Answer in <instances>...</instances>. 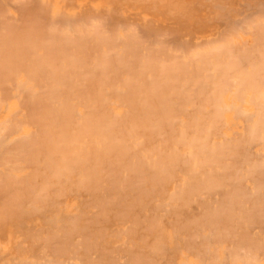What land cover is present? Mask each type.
<instances>
[{"label": "bare ground", "instance_id": "1", "mask_svg": "<svg viewBox=\"0 0 264 264\" xmlns=\"http://www.w3.org/2000/svg\"><path fill=\"white\" fill-rule=\"evenodd\" d=\"M206 1H209V0H206ZM45 2H47V1H45ZM4 3H5V1H4ZM15 3H13V4H15ZM20 3H22V2L20 1ZM25 3L23 2V4H25ZM45 4L46 3H44V5ZM26 5H27V3H26ZM5 6L7 7L6 3H5ZM20 6H22V5H20ZM18 8H20V7H18ZM54 8L57 9L58 7L53 6V8H51V10L54 11ZM225 8H226V6H225ZM22 9H23L24 13L27 11L29 12V8L23 7ZM42 9H38V10H42ZM33 10H37V9L35 8ZM23 11H22V13H23ZM43 11H44V9H43ZM116 11H118V10H116ZM16 12H18V11L16 10ZM5 13H6V11H5ZM19 13H21V12H19ZM35 13H34V15H36ZM0 14H1L0 16H3V13H1V11H0ZM113 14L116 16L115 12H113ZM4 15H6V14H4ZM28 15H30V14H28ZM40 15H42V14H40ZM24 16L25 15L23 14L22 17H24ZM33 17H37V16H33ZM103 17H105V16H103ZM2 18L3 17L0 18V21ZM15 18L17 20H19V18H17V17H15ZM25 18H23V19H25ZM30 18H31V16H30ZM39 18L41 19V17H39ZM101 18H102V16H100V21L103 20V19L101 20ZM5 19L7 20V18H5ZM98 19H99V17L96 18V20H98ZM96 20L93 19L90 21L93 22ZM105 20L107 21V19H105ZM24 21L25 20H23V23H24ZM36 21H37V19H36ZM54 21L58 22V20H56V19ZM54 21H53V25L56 24V26H59V23H57V22L54 23ZM80 21H82L81 23L83 26L86 25V26H84V28H82V25H78V23H80V22L77 23L74 21L71 23L70 21H68L66 23V28H68V29H64L65 26L64 27L62 26L63 28H58L56 26L52 27L51 25H50L51 28H49L48 25L46 26V28L45 27L41 28V26H43V25H41L40 27H37V25L39 24V21H37V24H35L36 22L34 20L33 26L35 25L37 28H35V26H34V28H32V30H31V27H29V23H28V25H27L28 27L20 28L23 31L25 29L27 30V28H29V31L25 30L28 33L24 32V34L23 33H21V34L17 33L18 31L21 32L20 29L17 30V32H16L15 31L16 29L11 27V26H13V23H14L13 20L12 21L10 20V23L7 21V23H9L11 25V26H9V24H8L10 30L6 29L7 31L5 30V28H8V26H6L7 24L6 25L3 24L4 21L1 22L3 26L5 25L4 30H2L3 27L1 28V30H2V32L4 31V33H6V34H3L0 30V104L2 107V104H4L3 102L8 103V101L11 99L10 101H11V104L13 107L17 108L16 106H18V103H19V106L22 107V109L19 107V109L17 108L18 110L14 111L15 113L18 112L19 114L18 113L17 114L20 115V109H21V112L24 114V115L22 114L23 116L21 115L23 117L22 121H20L21 123H18L19 120H21V119L20 118L18 119L17 117H15L13 120L12 119H7V120H9V121L12 120L17 125L19 124L17 127L20 126L19 127L20 128L19 133H21V130H22V134L20 135V138L18 137L19 141H16L18 139L13 140V141L18 142L19 145L18 144L17 145L19 147H22L21 148L22 150H19V151H21V153L22 152H24V153L28 152L30 154L29 157H27L26 155L23 156V153L21 156H23V160L34 163L33 165H35L36 170L35 171L33 170V172L29 171L31 173L28 176H26L27 173H25V176L23 174V177L21 176L22 179L18 178L17 174L8 173L9 171L5 170V172L8 173V174L4 173L5 176L8 175L7 176L8 180H6V181H8L7 182L8 184L6 183V185H9V187L7 186L8 188L6 187V189H9L11 187L14 190H12L10 192L9 196H7V199L4 200L5 202L2 201L4 203L3 204L4 207L2 205L4 215H0V216H2V217H0V219L2 221L6 222V224H7V221H5V220H7V219L8 220H11V219L15 220L14 216H17V217L20 216V214H21L20 211L26 210L27 207L28 208L33 207V211H34V208L36 209V211H38L40 209H41L40 211H43V210H46L48 208H52L53 203H55V201H50L51 199L49 197L58 198V197H62L63 195H65V189L64 188L68 187V185H69L68 184L65 187V184H67V182H70L72 180L71 178H73V177L76 178V180H77L76 181L77 183H75L77 185V188H75L76 191L78 190V186L80 185L79 187L82 188L83 192L85 191L86 194L89 196V198H92V204L98 210V212H96V214H97L96 219H98L96 221L97 224L98 223L102 224L103 222H108L115 215L116 216L118 215L119 218L122 220H132V221L137 222L136 220H138L141 217V215L144 214V212L152 206L154 201L162 203L161 205H158L157 207H164L165 204H167V203L171 206V208L173 206L179 205V206H182L185 208L186 213H189L191 211V205L190 204L194 201V198L196 200L195 196H196V194L198 195V193H197L198 191L201 192V189L205 190V188H207L206 190L209 191L208 188L215 186V185H216V188L219 186H222V187H220L221 189L222 188L224 189L225 188L224 186H226L227 188H226V190L224 189V192H225L224 196L228 199V200L226 199L227 203H225L227 206H224L223 201L221 200L220 202H222L223 206L221 205V207H219V209H216L215 211H211V209H209V207H208L209 205L207 206L206 204H204V201H203V203L198 204V205H200V208H199L200 213L197 216H194L195 214H193V215H191V216H194L192 218L189 216L184 217L183 215L185 214V212L181 216L177 213L174 214L175 216L179 215L180 218H182V217H184V218L180 220L179 217H176L177 220L179 218L180 221L178 220L179 222L177 223V225L174 228H171V229H173L172 233L169 234L168 236L167 235H163V236L158 235L159 238L156 236V238H158V239H155L156 241H155V243H153L154 244L153 248L154 249L156 248V250L158 249V250L162 251L163 246L164 245L166 246V244H165L166 240L169 239L170 237L174 236L175 232L177 234H179V232H180V238H181L182 234H183L182 232H188L192 228L196 229L195 231H198V230L201 231L202 229H200V226H204V224H206V222H208L209 223L208 226L212 225V228H213V225H216V227H215L216 230H215V228L213 230H215L217 232L220 231V230L219 231L217 230L218 228H220L221 226H222V228L224 227L223 229H221L223 232L222 235L217 234L214 236L212 234L213 237L212 236H210V237H212L213 244H215L217 246H221L220 244H223L226 242L225 248H227V249L229 248V249L227 250L224 248L223 250L224 251L227 250L226 256H229L228 258L232 259L234 264H264V259H262V258H264V241H263V244L258 243L257 242V241H259V240H257L258 237L253 235V233L251 234L250 231L248 230L249 228H252V226L254 228V224L256 226V223L260 224V225L263 224L262 218L264 219V161L262 160V158H257L258 161H257V159H254L252 161L250 159V157H248L250 155H248V152H247L246 155H248V156L246 157L245 161L242 157V159H243L242 162L249 167H248V169L245 167L246 169L244 171L247 170V172H245L246 174L245 173L243 174V172L241 170L242 176L240 175V177H237V173L241 174V172H239L241 169V166H242V169H244L245 165H240V167L236 168L238 166L237 162H236L238 159L234 161L235 158L233 159V162H232V160L230 161L232 163H230V162L225 163L226 158H228V157L230 158V156H232L231 153L234 151L233 149H235V147H234L235 145L233 146V149H230L232 147L233 143H235V142H233V140H232L233 143L230 142L232 144H229V145H228L229 142H227V141H231V139H226L225 141L227 142V144L224 143L223 146H221V143H219L217 145V147H216V144L214 147H208L209 144H210V146L212 145V142L207 143L208 141H205V143H204L203 140H205V139L209 140L208 139L209 136H205L204 138H202L203 139L202 140V139H200V137L198 138L197 135L189 136V135L184 133L185 131H187V129H188L187 126L189 124L188 127H189V129H191V132H192V129L195 130L194 132L196 134L199 130L201 132L205 130L206 132H204V133H207V131H208V134H209L211 131L208 130V128L206 127L207 126L206 124L204 125V123L203 124L201 123L202 120H201V118L200 119L197 118V115L200 113L199 115L202 117V115H205L207 113L206 109H205V111H206L205 114H202V112H200L202 110L201 109L202 105L205 103L207 106L208 105L214 106V108H215L212 113L210 112L211 114H209V116L210 115L211 116L216 115L215 117L214 116H212V117H214L213 119H217V117L220 115L219 118L222 119L223 117H221V116L223 114H221V111L224 112V110L226 109V111L229 110V112H230V110H232L231 108L228 109V107H230V106L232 107V105H233V103H231L232 100L230 102L232 105L229 104L230 106L229 105L227 106L226 101L224 102L221 100H223V97L225 96V94H227L228 89L230 91V93L229 92L228 93L231 96V94H232L231 90L233 88L231 86L235 87V85H233V84L238 83L237 85L241 87L238 90H234V88H233L234 93L237 94L236 95L237 101L243 102L246 100L247 102L250 101L251 104L254 101L258 105H259V103H260V105L264 104V74L261 75L262 72H260V70H261L260 68H262V67H260V65H258L260 62V58H259L258 64H254L257 61V58H256V61H254V59H255L254 58L252 60H249V63H248L247 61L250 58V56H248V55H250V54L247 55L246 53H252L253 50L250 49L251 50L250 51L248 49L250 52L248 50H242L241 52H239L240 49L239 50L237 49L238 51L236 52V54L230 52V55H231V53L234 54L233 56H231V57H233V59L230 56H228V57H230V60H232V61H230V60H228L229 58L227 57V54H229V53L228 52L226 53V51H225V49H229V48L227 47V45H226L227 48H225V49H223V47H221L222 44H226V41H224L225 42L224 43L223 39H222V41H220L221 43L219 42V46H217V48H216L214 46L213 40L210 39V40H212L211 44L213 46L208 41L207 42L212 47L211 48L212 53H210V52H209L210 54L206 53L208 51H211V49L208 48V46H207V48L204 49V50H208V51H205V53H202V52H204L202 49H201V52L199 54L197 53L198 51L197 52L195 51V49H194V51L191 49V51H188V52H186V50H185L183 52H185L186 54L184 55V53L181 51L183 53V55H181V56L178 55L177 59L179 58V56H180V58L183 59L187 55V53H188L187 56H189L192 53V55L196 58L195 59L196 61H193L194 59L192 56L191 57L193 60H191V58H190L189 59L190 61H188V59L186 61V58H187V56H186V58H184L185 61L183 59L184 62H175L174 60L176 59V57L174 56V54L176 55L178 52L174 53V51L171 50V47L174 46L175 44L170 46V48L168 50V48L166 46H169V45L167 44V42L166 43L164 42L166 44V45H164V47L167 48V50L165 48V50L167 51V53H166V51H164L161 47V45L164 43L160 44V42L157 41L158 42V44H157V42L155 40L151 41L148 38V40L151 42V46H153L154 44H155L154 46H157L156 49H154L155 47L153 46V47H151L150 51H148L147 45L149 44L148 43L149 41L145 39L147 41V43L145 41V44H147V45L144 44V41H142V40H144V38H139L143 34L141 36L135 34L137 31H139L141 29V27H138L139 29L133 28V26L131 25L132 23L131 24L129 23L131 26H129V24H127L128 26L125 25V26H127L126 27L127 30H126V28H123V27H125L124 23L121 24L122 22L121 23L119 22L120 24H118V23H117V25L115 24L116 27H118V28H116L117 33H115V30H116V29H114L115 25L113 27V26H111L112 25L111 23H109V24H111V25H109V24H107L108 23L107 22L106 23L107 26L109 25V27L107 29H110L113 27L112 33L113 34L115 33L114 35L113 34L111 35V33H110L111 31L107 30L110 33L108 35V33L105 31L106 26H104L105 27V29H104V27L101 24V26H102V28H101L99 26V24H100L99 22L97 23V21H96L95 25H94V22L91 23V25L92 24L94 25V28H90V27H93L90 25V22L88 23L85 20V22L87 23V24H85L82 19H80ZM246 22H248V21H246ZM47 23H49V22L47 21ZM68 23H70V24L74 23V25H75V23H77V25L80 26V29H78V26L75 25V28H77V29H75V32H76V34L79 35V37H77L78 35L72 33V32H74V31H71V30H74V28H72V27H74L73 25H70L67 27ZM19 24L21 26H18ZM25 24H27V21ZM44 24H45V21H44ZM96 24H98V25H96ZM18 25H17V23L15 24V26H17L16 28L22 27V25H24V24L18 22ZM30 25H32V24H30ZM87 25H90L89 28H87ZM146 25H148V24H146ZM263 25H264V23H263ZM15 26H13V27H15ZM120 26H122V27L119 28ZM261 27H259V28H261ZM47 28H49V30H47ZM130 28H131V31H130ZM262 28H264V26ZM133 29L135 30V32ZM118 30H120V31L123 30V31H121L122 35L118 34L120 32ZM128 30L130 31V33ZM142 31H145V30L143 29ZM227 32H230V31H227ZM123 33H125V34H123ZM148 33L144 32V34L147 35V37H148ZM157 33L152 34L154 38L157 35ZM225 35L226 34H224V36ZM147 37H145V38H147ZM157 37H159V36L157 35ZM150 39H151V37H150ZM152 42H154V43H152ZM184 43L186 44L187 42H184ZM216 43L215 44L218 45L217 41H216ZM177 44H178V42H177ZM205 44L207 45V43H205ZM220 44H221V46H220ZM159 45H160V48H158ZM180 45H182V43ZM145 46H147V50H145L146 52L145 51L143 52V47H145ZM182 46H184V45H182ZM196 46H195V48H197V49L201 48V47L202 48L205 47V45L204 46L201 45V47H198V46H200V44L196 45ZM214 47L216 50L213 49ZM219 47H221L224 50L223 51L221 49L222 50L221 52H223L222 55L224 57H227L228 63H226V61H224V60H223L224 63H222L221 53H219L217 50V49H220ZM181 48L183 49L184 47H181ZM152 49H154L153 50L154 53L157 52V50L162 49L161 52L159 51L160 52L159 54H161L160 57L158 55H155L154 53H152L153 52V51H151ZM174 49H176V48H174ZM213 50L217 51L218 53H216V52L213 53ZM260 50H262V49H260ZM169 51L173 53V58L175 57V59L169 57V59H173L172 60L173 63L170 61L171 64H169V62H168L169 59L167 58L168 59V61H167L168 65H167V62L164 61V59H162V56H163V58L168 57L169 55L171 56L172 54H170V53L168 55ZM243 52H245V57H247L248 59H246L243 56L244 55ZM255 52L257 53V51H255ZM195 53H197V54H195ZM256 53L255 54L253 53L254 56H256ZM260 53L258 54L259 57H260ZM237 55L239 56V60L242 59L243 61H246L248 63V64L246 63L248 66L251 65V63H252V66H249V67H253V68L255 67V68L254 69L249 68L251 70H248V68L246 69V67L244 68V66H247V65L245 63H242L243 61L238 62V60H237L238 56ZM241 55L243 57L240 58ZM263 55L261 54V56H263ZM234 56L236 58H234ZM159 58L161 61L159 60ZM182 59L180 61H182ZM162 60L164 63L162 62ZM233 60H235V63H233ZM261 60H262V58H261ZM263 60L261 62H263ZM236 61L238 63H236ZM230 62L232 64H230ZM261 62H260V64H261ZM239 63H241V64H239ZM242 64H243V66H241ZM263 64H264V62H263ZM255 65H258L260 67V68H258L259 69L258 72L256 71V68L258 66L256 67ZM210 66H212L213 70L214 69L215 70L211 71V68H209ZM207 68H209L210 70ZM218 68L220 71L221 70L223 71V72L221 71L222 72V75L220 74L221 77L225 76V79H227L228 76L230 77V80H229V78H228V80H225L226 82L231 81V79L233 78L232 81L229 82L228 84L226 82H222V84H220V86H219V84H217L219 82H217L215 80L217 78H220V76L216 75L217 76L216 78H215V76H212V77H214V78H212L206 73V70L209 72L211 71V73H210V75H211V74H213L212 72H216V69H218ZM262 70L264 71V68H262ZM204 71H205V74H203ZM220 71H218V72H220ZM218 72L215 74H218ZM205 75H206V78L209 76V78H211L212 80L215 79L214 80L215 82L213 81L215 84L212 83V85H216V86H213L212 90L209 89V91H205V89H207V86L211 87L209 85L211 84L210 82H212V81H210L209 82L210 84L208 83L209 85H207L206 88H204V89L202 88L203 86L201 85V88L203 90L200 88L202 91L199 89L198 92H196L197 94L195 95L198 98L194 99L195 96L193 95V97H194L193 98L192 94H194L193 93L194 91H197L198 86L200 85L199 83H201L200 81L202 80V78H201L202 76H204V78H203V81H204ZM260 76L262 77L261 80H260ZM198 78H201V80H199ZM209 78H207L208 81H209ZM222 79H223V77H222ZM234 79L235 80L237 79L238 82H237V80L234 81ZM207 80L205 79L206 83L204 82V84H207V82H208ZM220 80H221V78H220ZM239 81H240V83H239ZM182 83H184L185 86L186 85L192 86V84H193L194 89L197 87V89H195L194 91L192 89L193 92L190 90V93L192 92L190 97H192L193 101L190 100L191 99L190 97H188V98H190L189 99L190 104H195L196 101L194 102V100H197V103H200V105L199 104L198 105L201 106L200 107L201 110L198 108L199 109L198 114L193 115V113H191L193 111L190 112L192 115L189 112H186L189 109H187L186 104H184L182 102H181V104H184L186 107V110H184L185 109L184 106H183V108L181 106V109H183L184 113L182 110H178L177 108L175 109V107H174L175 105L171 104L172 96L178 95V97H180L179 95H183L182 91L188 90L189 86H188V88H185V89L183 88L184 90H181V92H180V89H182V88H180ZM202 84H203V82H202ZM230 84H232V85H230ZM5 85L8 88H10V86L11 87L14 86V89H16L15 94L17 92H19L16 96L18 97V95H19L21 102L17 101V97H16V101L18 103H14L12 101V99H15V94L11 95L10 93H11L12 88H11V90L7 89V87H4ZM184 85L182 87H185ZM194 85H197V86L194 87ZM229 87H231V88H229ZM229 94L227 95V97L229 96ZM108 96H110L111 98L110 97L107 98ZM187 96H189V95H187ZM233 97H235V95L231 96L232 99H233ZM247 97H249V98L246 99ZM250 97H252V98H250ZM5 98H6V100H8L9 98L10 99L8 101H6V100L3 101V99H5ZM112 98L117 99V101H119L118 103L115 102L116 104H119L121 102V104L122 103L123 104L120 106H127V109L129 111H127V110H125V111H127L128 113L125 112L122 115L121 114L120 115L114 114L111 111L112 107L110 109V108H108V106H110V105L107 106V104H106ZM183 98L186 99V97H184V96H183ZM199 98H202V99L204 98L203 99L204 102H201L202 99H199ZM228 98H227V101L229 100ZM244 98H245V100H244ZM177 99H179V98H177ZM238 99H240V100H238ZM252 99H253V102H252ZM224 100H226V98ZM176 101H178V100H176ZM184 101H187V100H183V102ZM174 102H175V100L172 101L173 104H175ZM191 102H193V103H191ZM222 102H224V104L226 103L225 104L226 106L224 104L223 105L227 108H225L223 106L224 109L221 110L220 109L221 108L220 103H222ZM247 102H243V103L247 104ZM250 102L248 103V105H250ZM115 103H113V104H115ZM188 103L189 102H187V105H189ZM201 103H203V104H201ZM9 104H10V102H9ZM11 104L9 106L10 108L12 107ZM108 104H110V103H108ZM113 104H111V105H113ZM205 104L203 107L207 108V106H205ZM176 105L180 106V104H176ZM198 105H195V106H198ZM115 106L118 107V105H115ZM192 106L194 107V105H192ZM9 107H6V108H7V110L10 111L11 109ZM176 107H178V106H176ZM237 107H236V109L238 111L240 109V111H239L240 113L242 112L245 114L247 112L248 108H244V109H246V112H243L244 109L242 110L241 106L239 109ZM6 108H5V110H6ZM195 108H197V107H195ZM232 108H235V106H233ZM249 108L253 110V108H251V107H249ZM256 108H257V106L255 107V109ZM193 109L194 108H192V110ZM0 110H1V108H0ZM176 110H178V111H176ZM233 110H235V109H233ZM252 110H250V111H252ZM179 111L180 112L182 111L181 112V113H183L182 117H183V115H186V116H184L186 118L190 117V118H188V120L191 119L192 124H191V122L188 123V120H185V122H187V123L183 124L182 123L183 119L180 118L181 116H180ZM203 111H204V109H203ZM214 111H216V112H214ZM238 111L237 112L234 111L235 113L232 112L233 115L235 116V114H237ZM257 111H258L259 116L258 117L255 116L257 119H256V121L255 120L253 121V122H255V123H253L255 125V127L253 128L251 126L254 130L255 135H252V134H251V136L248 135L250 141H251L250 137H252V136L255 137L256 133L257 134L262 133L261 139L262 138L264 139V108H259V110H257ZM14 112H13L14 116H17V114L15 115ZM194 113H197V112L195 111ZM214 113H216V114H214ZM240 113H239V115L243 116ZM13 114L11 113L10 116ZM230 114L231 113H229V116H227L228 117L227 120L231 117ZM177 116L181 119L180 120L181 122L178 121ZM209 116H207V119ZM236 117H238V116H235V120L237 119ZM10 118H13V117H10ZM16 118L18 121L16 120ZM172 118L173 119L175 118L173 123L170 121V120L173 121ZM249 118H250V120H253L252 116ZM176 119H177L176 123H178V124L182 123L184 125V128L186 127L185 131H184V129L181 130L182 133L180 132L179 127L175 123ZM198 119H199V121H198ZM227 120L225 118V121H227ZM232 120H233V118H232ZM247 120L248 119L245 118L244 122L246 123ZM15 121H17V122H15ZM197 121L199 122V124L197 123ZM203 121H204V118H203ZM2 122H0V126H1L0 131H3V132H0L1 133L0 137H3V135H5L7 133L8 134H11V133L14 134L13 131L15 132V129L17 130V127H15L16 124L13 126V124H11L9 122L12 126L11 127L10 125L7 126V124H5L8 122H5L4 125H6L8 127V128H6L5 126L2 127V125H1V124H3ZM228 122H225V123L228 124ZM237 122H239V121H237ZM209 123H211V122H209ZM217 123H220V122L218 121ZM225 123H222V124H225ZM231 123H233V122H231ZM234 123H235V121H234ZM233 124H232V126H235ZM201 125H202V127L204 125L206 127V129H205V127L200 128ZM220 125H221V123H220ZM31 126H36V130L35 131L31 130ZM213 126H212V128H210L211 130H213V128H215ZM6 129H8V130L6 131V133H4V131ZM226 130H227V128H226ZM250 130H252V129H250V127H249V131ZM9 131H11V132H9ZM200 131H199V134H201ZM238 131H240V130H238ZM238 131L236 130L237 133H239ZM194 132H192V133H194ZM250 132L252 133V131H250ZM2 133H4V134L2 135ZM186 133H188V132H186ZM232 133L233 132H231V135H233ZM248 134H249V132H248ZM242 135H244V134H242ZM16 136H17V134H16ZM163 136L164 137L166 136L165 141H164ZM225 136L227 137V135H225ZM7 137H8V135H7ZM161 137L163 138L162 142L159 141L161 139ZM4 138H6V135L4 136ZM4 138H1L0 143L4 141ZM255 138H254V140H255ZM12 139H9L10 141L7 139L9 143L5 141L4 144L3 143L0 144V147L2 148V150H4L3 145L10 144V146H11V144H13V143H10V142H12ZM199 139L202 140V142L204 143V144L202 143V147L200 146L201 143H199L200 142ZM254 140L252 138V141H254ZM235 141H236V139H235ZM258 141H260V139ZM237 142H239V141H237ZM245 142H247V140ZM213 143H214V141H213ZM14 144L12 145V148H14L16 146V144H15V146H14ZM197 144H199V147H201L200 150L197 149L198 148ZM240 144H237L236 146H238ZM244 144L245 143L243 142V145ZM178 145H181V146L182 145H188L189 146V148L191 150L190 157H188L189 159L187 157H185L184 154H183V156H181V153L177 154L178 149L176 150V146H178ZM8 146L9 145H7L5 147L8 148ZM181 146H179V147H181ZM1 148H0V152L2 151ZM132 150H133V152L131 153ZM10 151L12 152V150H10ZM14 151L17 152L16 150H14ZM15 152H13L11 155L14 156V154H15L17 156V158H19L18 156H20L21 153L17 152V154L19 153L17 155ZM1 154H2V152H1ZM3 154H4L3 156H5V155L8 157L11 156V155H8L5 153H3ZM179 154L182 157V160H183V157H185V159L183 161H186V162H183L180 159L181 157L179 156ZM235 155H236V153H235ZM16 156H14V157L16 158ZM245 156H244V158H245ZM259 156H261V155H259ZM15 158L13 160H15ZM19 163H21V162H18V163L16 162V164H18V165H19ZM228 163H229V166H231L230 169L226 166ZM25 164H27V163L25 162L24 165ZM178 164L184 166V168L187 169V170H184V171H186L185 174L178 172V171H181L180 170L181 168L178 166ZM212 164L215 165L216 167H217V165H219V167H221L222 171L221 172L218 171V173H214L216 171H214V169L212 168ZM234 165H236V167ZM4 166H6V165H4ZM0 167H1V165H0ZM26 167L27 168H24L22 166V168H20V171L25 170V169H29L27 165H26ZM4 168L5 167H3V169ZM7 168H8V164H7ZM40 168H41V170H40ZM10 170H11V172H15V173L17 172V171H12L13 169H10ZM188 170L193 171L195 173L192 174ZM218 170H219V168H218ZM212 171H214V172H212ZM1 172H2V170H1ZM9 174H11V176H13V175H15V176L17 175V176L11 177V176H9ZM0 175H2V174H0ZM234 175H236V176H234ZM238 176H239V174H238ZM219 179H222V182H226V180H228V182H231V183H230V185H227L228 183L227 184L224 183L223 184L224 186L222 184L218 185V183H222V182H219L220 181ZM1 181L5 182V180H1ZM217 181H218V183H217ZM245 181H251L253 183V185H247V184L245 185L244 184ZM73 184H72V186H73ZM169 186H173L174 191L172 193H170V195L169 194L166 195L165 190ZM73 188H74V186H73ZM213 189L215 190V187H213ZM217 189H219V188H217ZM4 190H5V188H4ZM0 191H1V188H0ZM68 191H69V187H68ZM70 192H71V194L73 193L72 188H71ZM200 194H199V196H200ZM210 194H211V192H210ZM1 195H3V194H1ZM204 195L209 197V192H208V194H204ZM165 196H166V198H164ZM247 196H248V198H247ZM253 196H255V198H254L255 201L253 199L251 200V197H253ZM213 197H215V196H213ZM201 198H200V200H203ZM212 198H211V200H212ZM197 199H199V198H197ZM205 199H206V197H205ZM85 200H87V199H85ZM200 200H198V202H200ZM165 201H167V203L164 204L163 202H165ZM216 201H218V200H216ZM50 202L52 203V205L50 204ZM206 202H209V201H206ZM213 202H215V200L212 201V203ZM220 202L216 203L217 205L215 204V208H216V206L218 208V206H219L218 204ZM87 203L89 204V202H87ZM57 204H58L57 206H60L59 204H61V203H57ZM209 204H210V202H209ZM213 205L214 204H212L211 206H213ZM57 206H55V207L53 206V207L56 209ZM62 206H63V208L67 207V206H65V204H62ZM85 208H87V207H85ZM177 208H178V210H181L180 207L177 206ZM2 209H0V210H2ZM92 209H94V208H92ZM30 210H32V209H30ZM94 211H95V209H94ZM23 212H25V211H23ZM151 212L152 211L149 212L150 213L149 218L146 217V218H148V221H150L151 225L153 226L152 231H149V232H151V233L152 232L153 233L154 232H161V229L159 228V224H158L159 222L157 220V218H160V217L155 218L154 216H151V214H152ZM161 212H164V211L162 210ZM42 213L43 212H39V214H42ZM82 213H84V212H82ZM50 214H53V212ZM58 214H59V212H58ZM80 215L82 217L83 214H78L77 216L75 214H73L72 215L73 218L72 217H71L72 219L69 218V220L67 222H62V220L60 219L59 221L61 222V224L63 223L62 224L63 226L62 227L59 226V228L57 227L58 230L57 229L53 230V232H52V228H50L51 232L47 229V231L50 233L44 232V229H46V227L45 228L40 227L39 229L35 230L33 233L30 232L31 230L30 231L25 230V232L23 233L24 235L27 232H29V234H32V235H29L31 238L28 237V235H27L25 237V239H23V240H26L28 238H30V240L32 239L30 242L31 244L28 242L29 245H32V247L30 246L27 248L28 249L30 248V250L34 251L33 256H35V257L32 256V258L33 259L35 258V260L39 261L37 263V262H35V260H31V259L27 260L26 259L27 260L26 264H64L62 262V260L61 261L59 260V258L64 257L66 255H67L66 259H68L69 261L71 260V262L69 264H100V262H103L102 261L103 256L100 257V255L102 254V252L105 251V249H104L105 247L102 248L103 246H101L102 251L101 250L98 251V253H100V254L97 253L98 254L97 255L96 253H94L97 251V249L100 248V245H102V244H100L98 240H97L98 243L96 240L90 241L89 238H91L90 235L92 233L90 231V225L91 224L90 225H83L80 222V220L82 218H84L85 216H83L80 219V217H79ZM169 215H171V213H169ZM174 215H172V216H174ZM24 216H25V214H24ZM86 216H87V214H86ZM161 217L163 218L164 216H161ZM168 217H171V216H168ZM94 218H93V220H94ZM176 218H175V220H176ZM62 219H63V217H62ZM199 219H201V222H204V223L199 222ZM42 220H43V218H42ZM85 221H87V220H84V223H85ZM90 221L89 222L87 221L86 223H90ZM171 221H173V220H171ZM171 221H169V222H171ZM51 222L47 221V224L51 223ZM56 222H58V221H56ZM43 223H44V221H43ZM0 224L2 225L1 222H0ZM45 224H46V222H45ZM169 224L172 225V223H169ZM235 224L237 225V227L235 226L237 228V231L233 232L234 230H236V228H234L232 225H235ZM55 226L56 225H54L52 227H55ZM140 226H143V225H140ZM173 226H170V227H173ZM217 226H218V228H217ZM263 226H264V224H263ZM256 227H258V225ZM42 228H44V229L42 230ZM232 228H234V230ZM163 229L165 230V227ZM203 229H204V227H203ZM207 229H208L207 233H209V229H211V227H208ZM91 230H92V228H91ZM97 230H100V228H97ZM213 230L211 231L212 233L215 232ZM100 231H102V230H100ZM112 231L113 230H111L110 232H112ZM143 231H145V230H143ZM205 231H207V230H205ZM205 231L203 230L202 232H205ZM124 232H127V231H123V233ZM222 232H220V233H222ZM239 232H240V240L237 237V234ZM121 233H122V231H121ZM130 233L133 235L136 233V230L131 229ZM162 233H163V231L161 232V235H162ZM0 234H1V232H0ZM108 235L112 236L113 234L111 235L108 233ZM204 235L205 234H203V236ZM256 235H259V234H256ZM261 235H262V233H261ZM196 236L197 237H195V234H194L193 239H191L192 236L190 237L191 240L189 242L192 245V250H194V252L191 251V253H194V255H195L196 254L195 252H197V254L195 256L198 255L199 258H202L199 256L201 253L200 250H202L204 247V249L206 251V249L208 248L209 245L204 246L205 245L204 242H206L207 240H204L205 237L204 238L202 237L204 240L202 243L204 245L202 244V248L200 247L201 245H199V247H200V249H199L198 241H195L194 246H196V248L194 249V246H193L194 242H191V241H193L195 238L200 239L202 234L200 235V233H199V237H198V233H197ZM206 236H207V234H206ZM238 236H239V234H238ZM103 237L104 236H102V238L101 237L100 238L103 239ZM106 237H107V235H106ZM76 238H79L80 240L77 239V242H75L74 239H76ZM148 238H149V236H148ZM185 238L187 239V237H185ZM207 238L208 237H206L205 239H207ZM126 239H128V238L126 237ZM23 240L20 241V244L25 242ZM215 240H217V241H215ZM261 240L262 239H260V242H262ZM93 241L96 243L92 244L91 242H93ZM144 241H146V240H144ZM151 242H152V240H151ZM151 242L149 241V244ZM189 242L188 243L186 242V243L189 244ZM207 242H208V244H210L209 241H207ZM214 242H216L218 244H216ZM199 243H200V241H199ZM227 243H229V245L231 247L230 246L227 247L228 246ZM153 244L151 243L150 245H153ZM213 244H212V246H213ZM147 245L148 244H146V246ZM106 246H107V244H106ZM18 247L19 248L22 247V245L21 246L19 245V242H18ZM131 247H133V246H131ZM148 247H149V245H148ZM190 247L191 246H186V248L188 250L187 249H185V250H187V252L190 251L191 250ZM216 247H214L215 250H216ZM176 248H180V247H178V245H177ZM25 249H26V246H25ZM120 249H121V247H120ZM173 249L175 252L176 251L175 247H173ZM173 249L171 248L172 252H173ZM198 249H199V251H198ZM221 249H222V246H221ZM20 250H22V249H20ZM123 250H125V248L122 249L121 251H123ZM156 250H154V251H156ZM208 250H209V248H208ZM239 250H241V252ZM242 250L243 251L245 250V251L242 252ZM154 251L152 252V255H153ZM179 251H181V250L179 249ZM22 252H23V250H22ZM117 252H119V251H117ZM157 252H160V251H157ZM165 252L167 253V251H165ZM210 252H212V251H210ZM122 253L124 254V251ZM205 253H207V252H205ZM214 253H217V251H215ZM94 254H96V255H94ZM104 254H106V253H104ZM104 254H102V255H104ZM132 254L134 255V252L129 254V255H132ZM136 254L137 253L135 252V255ZM140 254H142V253H140ZM140 254L136 255V256H131L132 259H131L130 264H151V263L145 262L144 258L146 256H142ZM155 254H157V253H155ZM116 255H117V253H116ZM146 255H148V254H146ZM162 255H164V254H162ZM206 256H208V255H206ZM93 257H96V260H98V261H95V259ZM186 257H187V255H186ZM209 257H211V259H212L211 255ZM30 258H31V256H30ZM112 258L114 260V257H112ZM204 258H205V255L203 256V260H204ZM218 258H220V257H218ZM223 258H224V256H223ZM104 259H106V258H104ZM150 259H152L151 256H150ZM226 259H227V257H226ZM106 260L104 262H106ZM111 260L112 259H110V261ZM113 260L110 263L118 264L119 259H117L118 261L116 260L117 263L116 262L113 263ZM147 260H148V258H147ZM213 260H215V259H213ZM200 261H202V260H200ZM202 262L205 264L206 261L205 262L202 261ZM213 262L215 263V261H213ZM213 262L211 263V260H209V263H208V261H207L208 264H213ZM119 263L121 264V262H119ZM180 263H183V261ZM102 264H108V263H102ZM123 264H126V262L124 261ZM152 264H154V263L152 262ZM190 264H192V262Z\"/></svg>", "mask_w": 264, "mask_h": 264}, {"label": "rangeland", "instance_id": "2", "mask_svg": "<svg viewBox=\"0 0 264 264\" xmlns=\"http://www.w3.org/2000/svg\"><path fill=\"white\" fill-rule=\"evenodd\" d=\"M4 1H5V3H6V5H7V7L5 6V3H4ZM12 1V2H11ZM20 1L22 2V3H20ZM44 0H0V11H1V13H3V16H0V18L1 17H5V18H7V20L5 19H1V21H0V30H1V28L3 27V29L2 30H4V28H5V25L6 26H8V24L10 23V20L12 21L13 20V22L15 23H17V25H18V22H20V23H22V24H24V25H22V27H19V28H16L17 26H15V24L13 23V26H15V27H13V26H11L10 24H9V26H11L12 28H14V29H16L15 31L17 32V30H19L20 28H23V27H28L27 25H28V23H29V27H31V30H32V28H34V26H33V22H34V20H35V24H37V21H39V26L37 25V27H40L41 25H43V26H41V28H46V26L48 25L49 26V28H51L50 27V25L53 27H55L56 26V24H54L53 25V21L56 19V20H58V22L57 21H54V23H59V26H56V27H58V28H63L64 26V29H68V28H66V23L68 22V21H70L71 23L72 22H82V21H80V19H82L83 20V22L85 23V24H87L86 22H90V25H91V23H93L94 22V25H95V23H96V21H97V23L99 22L100 24H99V26L102 28V26L104 27V26H106V32L108 33V35L111 33V35L113 34L112 33V28L114 27V25L116 24L117 25V23L118 24H120L121 22V24H123L124 23V26L125 25H127V24H131L132 26H133V28H138V27H141V29L139 30V31H137L135 34L136 35H139V36H141L142 34L144 35H142L141 37H139V38H144V40H142V41H144V44H145V41L146 40H148V38H149V40H151V41H153V40H155L156 42L158 41V42H160V44L161 43H166L167 42V44L169 45V46H166L167 48H168V50H169V48H170V46H172V45H174V46H172L171 47V50H173L174 51V53L175 52H178L176 55L174 54V56L176 57V59H175V57L173 58V53L172 52H168V55H169V53L170 54H172L171 56L169 55L168 57H164L163 58V56H162V59H164V61H168V59H169V57L170 58H173V59H175L174 61L175 62H184L185 61V59L184 58H186V56L188 55V53H187V55L183 58L184 59V61H183V59L182 58H180V56L181 55H183V53H184V55L186 54L185 52H183V51H185L186 50V52H188V51H191V49L194 51V49H195V51L199 54L200 52H201V49L204 51V52H202V53H205V51H208V50H204L205 48H207V46H208V48H212L209 44H208V42L211 44V42H212V40H213V43H214V46L217 48V46H219V42L220 41H222V39H223V42L224 41H226V44H222V46H221V44H220V46L221 47H223V49H225V48H229V49H225V51H226V53L228 52L229 54H227V57L228 56H233L234 54H236V52L240 49V51L239 52H241L242 50H250V49H252L253 51H252V53H246L247 55L248 54H250V55H248V56H250V58L248 59L247 57H245V52H243V56L246 58V59H248V63H249V60H252V59H254V61H256V58H257V61L254 63V64H258V61H259V58H260V62L264 59V28H262L264 25H263V23H264V0H209V1H206V0H45V1H47V2H43ZM51 1V2H50ZM16 2V3H15ZM18 2V3H17ZM23 2L25 3H27V5H26V3L25 4H23ZM3 3V4H2ZM12 3V4H11ZM13 3H15V4H13ZM44 3H46L45 5H44ZM18 4V5H17ZM31 4V5H30ZM14 5V6H13ZM20 5H22V6H20ZM44 5V6H43ZM47 5V6H46ZM53 6H56V7H58L57 9L56 8H54V11H52L51 10V8H53ZM179 6H183V8H179ZM225 6H226V8H225ZM18 7H20L21 9L24 7V8H29V12L27 13V12H25L24 13V11H23V9L21 10L20 8H18ZM47 7V8H46ZM15 8V9H14ZM37 9V10H33V9ZM44 9V11H43V9ZM6 9V10H5ZM8 9V10H7ZM38 9H42V10H38ZM179 9H184V13L182 14V12L181 11H179ZM16 10L18 11V12H16ZM21 10V11H20ZM116 10H118V11H116ZM223 10V11H222ZM3 11V12H2ZM5 11H6V13H5ZM22 11H23V13H22ZM36 13H35V12ZM38 11V12H37ZM44 13H43V12ZM46 11V12H45ZM8 12V13H7ZM19 12H21V13H19ZM55 12V13H54ZM113 12H115L116 13V16L113 14ZM34 13L36 14V15H34ZM39 13V14H38ZM111 13V14H110ZM4 14H6V15H4ZM23 14L25 15L24 17H22L23 16ZM28 14H30V15H28ZM40 14H42V15H40ZM1 15V14H0ZM27 15V16H26ZM37 16V17H33V16ZM44 15V16H43ZM46 15V16H45ZM29 16V17H28ZM30 16H31V18H30ZM94 18H93V17ZM96 16V17H95ZM100 16H102V18H101V20L103 21H100ZM103 16H105V17H103ZM15 17H17V18H19V20H17ZM26 17V18H25ZM28 17V18H27ZM39 17H41V19L39 18ZM92 17V18H91ZM99 17V19L98 20H96V18H98ZM107 17V18H106ZM263 17V18H262ZM9 18V19H8ZM23 18H25V19H23ZM91 18V19H90ZM30 19V20H29ZM36 19H37V21H36ZM79 19V20H78ZM96 20V21H90V20ZM105 19H107V21L105 20ZM220 19V20H219ZM15 20V21H14ZM22 20V21H21ZM23 20H25L24 21V23H23ZM29 20V21H28ZM32 20V21H31ZM50 20V21H49ZM64 20V21H63ZM67 20V21H66ZM85 20H86V22H85ZM5 23H4V22ZM7 21L9 22V23H7ZM18 21V22H17ZM26 21H27V24H25L26 23ZM31 21V22H30ZM44 21H45V24H44ZM47 21L50 23H47ZM62 21V22H61ZM230 21V22H229ZM246 21H248V22H246ZM261 21V22H260ZM263 21V22H262ZM1 22H3V24H5L4 26L2 25V23ZM43 22V23H42ZM108 22V23H107ZM120 22V23H119ZM47 23V24H46ZM77 23H75V25H77ZM80 23H78V25H82V23L80 24ZM109 24V23H111V24H109V25H111V26H113L112 28H110V29H107L108 27H109V25L107 26V24ZM245 23V24H244ZM30 24H32V25H30ZM65 24V25H64ZM101 24H102V26H101ZM106 24V25H105ZM129 24V26H131ZM144 24V25H143ZM146 24H148V25H146ZM243 24V25H242ZM260 24V25H259ZM26 25V26H25ZM70 25H73L74 27H72V28H74V30H71V31H74L75 32V29H77V28H75V25H74V23L73 24H70V23H68L67 24V27L68 26H70ZM77 25V26H78ZM90 25H87V28H89V26ZM94 25L92 24L91 26H93V27H90V28H94ZM96 25H98V24H96ZM116 25H115V28L114 29H116V28H118V27H116ZM139 25V26H138ZM9 26H8V28H5V30L6 29H9ZM18 26H21L20 24L18 25ZM61 26V27H60ZM63 26V27H62ZM76 26V27H77ZM84 26H86V25H84ZM84 26L82 25V28H84ZM119 26V25H118ZM128 26V25H127ZM127 26H125V27H123V28H126ZM135 26V27H134ZM262 26V27H261ZM36 26H35V28H37ZM122 26H120L119 28H121ZM259 27H261V28H259ZM49 28H47V30H49ZM86 28V27H85ZM122 28V29H123ZM145 30V31H142L143 29ZM233 28V29H232ZM78 29H80V26H78ZM104 29H105V27H104ZM103 29V30H104ZM113 29V30H114ZM129 29V28H128ZM139 29V28H138ZM148 31H147V30ZM232 29V30H231ZM236 29V30H235ZM258 29V30H257ZM2 30H1V32H2ZM10 30V29H9ZM21 30V32H17V33H19V34H21V33H23L24 34V32L25 33H28V32H26V31H29V28H27V30L25 31H23L22 29H20ZM30 30V31H31ZM107 30H109V31H111L110 33H109V31H107ZM126 30H127V28H126ZM134 30V29H133ZM132 30V31H133ZM244 30V31H243ZM7 31V30H6ZM23 31V32H22ZM117 31V29L115 30V33H117L116 32ZM118 31H120V30H118ZM121 31H123V30H121ZM119 32L118 34H120V35H122V32ZM129 31V30H128ZM130 31H131V28H130ZM130 31H129V33H130ZM179 33H178V32ZM227 31H230V32H227ZM246 31V32H245ZM257 31V32H256ZM9 32V31H8ZM7 32V33H8ZM74 32H72L73 34H76V32L74 33ZM134 32H135V30H134ZM144 32L145 33H148V37H147V35H145L144 34ZM158 32V33H157ZM186 32V33H185ZM227 32V33H226ZM263 32V33H262ZM3 34H6V33H4V31L2 32ZM114 33V34H115ZM133 33V32H132ZM139 33V34H138ZM141 33V34H140ZM153 33H157V35L159 36V37H157V35L155 36V38L153 37ZM113 34V35H114ZM117 34V35H118ZM123 34H125V33H123ZM224 34H226L225 36H224ZM235 34V35H234ZM253 34V35H252ZM2 35V34H1ZM76 35H78V34H76ZM75 35V36H76ZM155 35V34H154ZM223 36V37H222ZM77 37H79V35L77 36ZM145 37H147V38H145ZM150 37H151V39H150ZM153 37V38H152ZM167 39H166V38ZM170 37V38H169ZM157 38V39H156ZM161 38V39H160ZM219 38V39H218ZM221 38V39H220ZM228 38V39H227ZM146 39V40H145ZM160 39V40H159ZM167 41H166V40ZM210 39H212V40H210ZM148 40V41H149ZM254 40V41H253ZM208 41V42H207ZM216 41L218 42V45H216L217 43H216ZM230 41V42H229ZM158 42H157V44H158ZM177 42H178V44H177ZM184 42H187L186 44L188 45H186ZM222 42V43H223ZM146 43H147V41H146ZM149 44L147 45V44H145V45H147L148 46V51H150V49H151V47H153V46H151V42L149 41L148 42ZM152 43H154V42H152ZM162 44L161 45V47H162V49L164 50V51H166L167 50V48L166 47H164V45H166V44ZM182 43V45H184V46H182V45H180ZM205 43H207V45L205 44ZM216 43V44H215ZM221 43V42H220ZM225 43V42H224ZM228 43V44H227ZM156 44V45H157ZM177 44V45H176ZM190 44V45H189ZM200 44V46H198V47H201V45L202 46H204L205 45V47L204 48H195V46L196 45H199ZM192 45V46H191ZM212 45V44H211ZM225 47H224V46ZM226 45H227V47H226ZM147 46H145V47H143V52L145 51V50H147ZM180 46V47H179ZM213 46V45H212ZM155 48L154 49H156V47L157 46H154ZM181 47H184L183 49L181 48ZM188 47V48H187ZM192 47V48H191ZM194 47V48H193ZM197 47V46H196ZM215 47L213 48V49H215ZM221 47H219L220 49H217L218 50V52L219 53H221V60H222V63H224L223 62V60L224 61H226V63H228L227 62V57H224L222 54H223V52H221L223 49L221 48ZM263 47V48H262ZM145 48V49H144ZM158 48H160V45L158 46ZM165 48H166V50H165ZM174 48H176V49H174ZM233 48V49H232ZM154 49H152L151 51H153ZM162 49H159V50H157V52H155L154 53V51L152 52V53H154L155 55H158L159 57H160V55L161 54H159L160 52H161V50ZM197 49V50H196ZM209 49V50H210ZM222 49V50H221ZM238 49V50H237ZM260 49H262V50H260ZM200 50V51H199ZM216 50V49H215ZM229 50V51H228ZM248 50V51H249ZM257 51V53L255 52V51ZM260 50V51H259ZM156 51V50H155ZM160 51V52H159ZM183 53H182V52ZM224 51V50H223ZM251 51V50H250ZM249 51V52H250ZM146 52V51H145ZM181 54H180V53ZM212 53V49H211V51H208V52H206V53ZM218 53L217 51H214L213 50V53ZM230 52H232V53H234V54H232L231 53V55H230ZM261 52V53H260ZM157 53V54H156ZM166 53H167V51H166ZM191 53V52H190ZM197 53H195V54H197ZM209 53V54H210ZM256 53V56H254V54ZM260 53V57H259V54ZM194 54V55H195ZM261 54L263 55V56H261ZM178 55H180L179 56V60L177 59V57H178ZM226 55V54H225ZM252 55V56H251ZM190 56V57H189ZM189 56H187V58H186V61H187V59H188V61H190L189 59L191 58V60H193V61H196L195 59V57L192 55V53L189 55ZM193 57V59H192V57ZM238 56V55H237ZM242 55L240 56V58L241 57H243ZM199 57V56H198ZM230 57H228L229 59L228 60H230ZM253 57V58H252ZM168 58V59H167ZM226 58V59H225ZM232 59H233V57H231ZM234 58H236L235 56H234ZM261 58H262V60H261ZM173 59H169V64H171V62L173 63ZM182 59V61H180ZM198 59V58H197ZM244 59V58H243ZM159 60H160V58H159ZM237 60H238V62H242L243 60L242 59H240L239 60V56H238V58H237ZM245 60V59H244ZM161 61V60H160ZM159 61V62H160ZM171 61V62H170ZM230 61H232V60H230ZM162 62H163V60H162ZM165 62V63H166ZM168 62H167V65H168ZM237 61H236V63H238ZM246 61H243L242 63H247ZM253 62V61H252ZM260 62H259V64L258 65H260V67H262V68H264V64H263V62H264V60H263V62H261V64H260ZM164 63V62H163ZM233 63H235V60H233ZM247 63V64H248ZM251 63V62H250ZM230 64H232L231 62H230ZM239 64H241V63H239ZM244 64V65H245ZM246 64V65H247ZM226 65V64H225ZM224 65V66H225ZM228 65V64H227ZM258 65H255L256 67L258 66ZM241 66H243V64L241 65ZM248 66V65H247ZM247 66H244V68L246 67V69L248 68V70H251V69H249V68H253V67H249V66H252V63H251V65H249L248 67ZM259 66L256 68V71L258 72L259 71V69L258 68H260ZM209 68H211V71L213 70V68H212V66H210ZM209 68H207V69H209ZM255 68V67H254ZM253 68V69H254ZM262 68H260L261 70H262ZM252 69V70H253ZM258 69V70H257ZM210 70V69H209ZM215 70V69H214ZM213 70V71H214ZM260 70V72H262L261 73V75H263L264 74V71L262 70L261 71ZM211 71L209 72V71H207L206 70V73L210 76V77H212V76H215V78L217 77V76H220V78H221V80H220V78H217L215 81H217V82H219V83H217V84H219V86H220V84H222V82H226L225 80H228V78H229V80H230V77L228 76L227 77V79H225V76H222L223 77V79H222V77H221V75H222V72L219 70V68L218 69H216V72H212L213 74H211L210 75V73H211ZM218 71H220V72H218ZM218 72V74H215V73H217ZM203 74H205V71H204V73ZM206 74V75H207ZM221 74V75H220ZM206 75H205V79L207 80V78H209V76L206 78ZM217 75V76H216ZM237 75V74H236ZM238 76V75H237ZM236 76V77H237ZM201 77V76H200ZM234 77V76H233ZM201 78H202V80H201ZM201 78H198L199 80H201L200 82L201 83H199L200 85L198 86V89H197V87L195 88V89H197V91H194L195 89L193 88V84H192V86L191 85H184V83H182V85H181V87L180 88H182V89H180V92H181V90H184L185 88H188V86H189V88H188V90H184V91H182L183 93V95H179L180 97H178V95H176V96H172V101L173 100H175V104H173L172 103V101H171V104L172 105H175L174 107H175V109L177 108L178 110H182L183 111V109H181V106H182V108H183V106H184V110H186V107H185V105L184 104H186V106H187V109H189L188 111H186V112H191V111H193V112H191V113H193V115L194 114H198V112H199V109H200V107L201 106H199L200 105V103H197V100H194V102H195V104H190V100H192L193 101V99H192V97H193V95L195 96L197 93L196 92H198V90L201 88V85L203 86L202 88L204 89V88H206V86L207 85H209L210 83V85L209 86H211V87H208L207 86V89H205V91H209V89H211L212 90V87L213 86H216V85H212V83L213 84H215L214 82V80H212L211 78H209V81L207 82V84H204V82L206 83V81H205V79H204V81H203V78H204V76H202ZM212 78H214V77H212ZM235 78V77H234ZM259 78V77H258ZM261 76H260V80H261ZM211 79V80H210ZM233 79V78H232ZM232 79H231V81H232ZM239 79V78H238ZM237 80V79H236ZM235 79H234V81H236ZM240 80V79H239ZM198 81V80H197ZM210 81H212V82H210ZM214 81V82H213ZM231 81H228V82H226L227 84L229 83V82H231ZM233 81V82H234ZM202 82H203V84H202ZM210 82V83H209ZM237 82H238V80H237ZM209 83V84H208ZM236 83V82H235ZM239 83H240V81H239ZM238 83H236V84H233V85H235V87L234 86H231V87H233L234 88V90H238V89H240L241 87L240 86H238L237 85ZM185 86V87H182V86ZM230 85H232V84H230ZM229 85V86H230ZM10 86V85H9ZM195 86H197V85H194V87ZM237 86V87H236ZM4 87H7L6 85L4 86ZM231 87H229V88H231ZM11 88H12V90L14 89V86H10V88H8L7 87V89H10L11 90ZM184 88V89H183ZM191 88V89H190ZM201 88V89H202ZM233 88H232V90H231V96H233V95H235V97H233V99L231 98V96H230V91H229V89H228V91H227V94H225V98H226V100H224L225 98L223 97V100H221V101H226V103H227V106L229 105V104H231V103H233V105H232V107L233 106H235V108H232L230 105V107H228V109L229 108H231L232 110H230V112H229V110L228 111H226V109L224 110V112H222L221 111V114H223L221 117H223L222 119H220L219 118V116L217 117V119H213L215 116L214 115H212V116H214V117H212L211 115L209 116V114H211L212 112H213V110L215 109L214 108V106H207L205 103V106H207V108H204L203 106H204V104L203 103H201V104H203L202 105V110L200 111V112H202V114H205L206 113V111H207V113L205 114V115H202V117L198 114L197 115V118H201V123L203 124L204 123V125L206 124L207 126V128H208V130H210L209 132V134H208V131H207V133H204V132H206L205 130L204 131H200V133L202 134H199V131L197 132V134L194 132L195 130H193L192 129V132H194V133H192L191 132V129H189V124H188V126H187V128L189 129H187V131H185V129H186V127L184 128V125L183 124H186L187 122H185V120H188V118H190V117H188V118H186V117H184V116H186V115H183V117H182V114L184 113V111H183V113H181L180 111V118L181 119H183L182 120V123L180 124H178V123H176L177 122V119H176V121H175V123H176V125L179 127V129H180V132L182 133V131L181 130H183L184 129V133L185 134H187V135H189V136H191V135H193V136H195V135H197V137L199 138L200 137V139H202V138H204L205 136H209V140H207V139H205V140H203V142L205 143V141H208L207 143H211L212 142V145L210 146V144H209V146L208 147H214L215 146V144H216V147H217V145L219 144V143H221V146H223V144L224 143H226L227 144V142H229L228 143V145L229 144H232L233 142H237V141H241L240 143L243 145V142L245 143L243 146L239 143V142H237L236 144L235 143H233V145H232V147L230 148V149H233V146L235 147V149H233L234 151L231 153L232 154V156H230V158L228 157V158H226V162L225 163H227V162H230L231 160H232V162H233V159H234V161L235 160H237L236 162H237V167H236V165H234L236 168H238V167H240V165H245L244 166V169H242V166H241V169H240V171L239 172H241V170H242V172H243V174L245 173V172H247V170L246 171H244L246 168L248 169V167L249 166H247L246 164H244L243 162H242V160L244 159V161L246 160V157L248 156V155H250V156H248V157H250V159L253 161L254 159H257V158H262V160L264 161V139L262 138L261 139V135H262V133H259V134H257L256 133V138L254 137V136H252V137H250L251 138V141L249 140V137H248V135H250L251 136V134L252 135H255L254 134V130H253V128L255 127V125L253 124V123H255V122H253L254 120L256 121V117H258L259 116V114H258V111L257 110H259V108H264V104H261L260 105V103H259V105L258 104H256V102L254 101L253 102V99H252V102L254 103H252L251 104V102H250V105H248V103L249 102H247L246 100H245V98H244V100L245 101H243V102H247V104L246 103H243V102H239V101H237L236 99V93H234V90H233ZM6 89V88H5ZM192 89H193V91H192ZM200 89V90H201ZM202 89V90H203ZM11 90V95H14L15 94V90L16 89H14L13 91ZM190 90L194 93V94H192V97H190V95H191V93H190ZM201 90V91H202ZM190 93H188V92ZM233 91V92H232ZM186 92V93H185ZM229 92V93H228ZM237 92V91H236ZM19 92H17L16 94H15V99H12V101L14 102V103H18L17 101H19V102H21L20 101V97H19V95H18V97L16 96L17 94H18ZM185 93V94H184ZM229 94V98L227 97V95ZM110 95V94H109ZM187 95H189V96H187ZM183 96L184 97H186V99H184L183 98ZM13 97V96H12ZM16 97H17V101H16ZM110 96H108L107 98H109ZM188 97H190V98H188ZM201 97V96H200ZM111 98V97H110ZM175 98V99H174ZM177 98H179V99H177ZM194 98V97H193ZM196 98H198L197 96H195V98L194 99H196ZM227 98L229 99L228 101H227ZM249 97H247L246 99H248ZM250 98H252V97H250ZM10 99V98H9ZM8 99V100H9ZM190 99V100H189ZM199 99H202V98H199ZM204 99V98H203ZM203 99H202V101L201 102H204L203 101ZM4 100H6V98L5 99H3V101ZM8 100H6V101H8ZM11 100V99H10ZM8 101V103H6V102H3L4 104H2V107H1V104H0V108H1V110H0V122H2L3 124H1L2 125V127L3 126H5L6 128H8L7 126L8 125H10L11 126V124H13V126L16 124V123H14L12 120L15 118V117H17L18 119L20 118L21 120H19V122L18 123H21L20 121H22V119H23V113L21 112V109H22V107H20L19 106V103H18V106H16L18 109H19V107L21 108L20 109V115H18L17 113H15L14 111H16V110H18L17 108H15V107H13L12 106V104H11V101ZM109 100V99H108ZM176 100H178V101H176ZM180 100V101H179ZM182 100V101H181ZM183 100H187V101H184L183 102ZM231 100H232V102H231ZM238 100H240V99H238ZM243 100V99H242ZM250 100V99H249ZM236 101V102H235ZM9 102H10V104H11V108L9 107L10 106V104H9ZM118 103L119 101H117V99H114V98H112V99H110V101H108L106 104H107V106L108 105H110V106H108V108H110L111 109V107H112V112L114 113V114H116V115H122L123 113H125V112H127V111H129L128 109H127V106H120V105H122L121 104V102L119 103V104H113V103ZM178 102V103H177ZM181 102L182 103H184V104H181ZM187 102H189L188 104L189 105H187ZM224 102H222V103H220V109L222 110V109H224L223 108V106L226 104H224ZM231 102V103H230ZM6 103V104H5ZM108 103H110V104H108ZM191 103H193V102H191ZM9 104V105H8ZM111 104H113V105H111ZM176 104H180V106L179 105H176ZM199 104V105H198ZM224 104V105H223ZM243 104V105H242ZM256 104V105H255ZM115 105H118V107L117 106H115ZM192 105H194V107L192 106ZM195 105H198V106H195ZM238 107H237V106ZM252 105V106H251ZM176 106H178V107H176ZM191 106V107H190ZM226 106V105H225ZM224 106V107H225ZM240 106H241V109L243 110L244 108H248L247 109V112H246V109H244V111L243 112H246L245 114L244 113H240L239 111H240ZM246 106V107H245ZM251 107V108H253V110L252 109H250L249 107ZM257 106V108L255 109V107ZM6 107H9L11 110L9 111V110H7V108ZM189 107V108H188ZM195 107H197V108H195ZM209 107V108H208ZM236 107L239 109V111L236 109ZM243 107V108H242ZM5 108H6V110H5ZM8 108V109H9ZM192 108H194L193 110H192ZM199 108V109H198ZM225 108H227V107H225ZM203 109H204V111H203ZM205 109H206V111H205ZM209 109V110H208ZM212 109V110H211ZM233 109H235V110H233ZM125 110H127V111H125ZM178 110H176V111H178ZM250 110H252V111H250ZM197 112V113H194V112ZM226 111V112H225ZM237 112L238 111V115L237 114H235V116H238V117H236L237 119L235 120V116L233 115V113H235V112ZM13 112L15 113V115L17 114V116H14V114H13ZM122 112V113H121ZM185 112V113H186ZM211 112V113H210ZM214 112H216V111H214ZM233 112V113H232ZM13 114V115H11L10 116V114ZM128 113V112H127ZM190 113V114H191ZM229 113H231L230 114V120L228 119L227 120V116H229ZM239 113L240 114H242L243 116H241V115H239ZM23 114V115H22ZM214 114H216V113H214ZM258 114V115H257ZM22 115V116H21ZM179 115V114H178ZM188 115V114H187ZM192 115V114H191ZM209 116L208 117V119H207V116ZM190 116V115H189ZM252 116V119L253 120H250V118L249 117H251ZM256 116V117H255ZM10 117H13V118H10ZM178 117V116H177ZM176 117V118H177ZM254 117V118H253ZM17 118H16V120H17ZM179 117H178V121H180L181 119H180ZM203 118H204V121H203ZM225 118H226V120L227 121H225ZM232 118H233V120H232ZM245 118H247L248 120H247V124L244 122V119ZM6 119V120H5ZM7 119H12V120H7ZM173 119V118H172ZM199 119H198V121H199ZM222 121H220V120ZM5 120V121H4ZM174 120H175V118L173 119V121L172 120H170L172 123L174 122ZM216 122H215V121ZM11 123H9V122ZM18 121V120H17ZM17 121H15V122H17ZM192 120L190 119V120H188V123L189 122H191ZM197 121V123L199 124V122ZM213 121V122H212ZM220 122L221 123V125H220V123H217V122ZM229 121V122H228ZM234 121H235V123H234ZM237 121H239V122H237ZM5 122H8V123H5ZM13 122V123H12ZM181 122V121H180ZM209 122H211V123H209ZM215 122V123H214ZM225 122H228V124L227 123H225ZM231 122H233V123H231ZM4 123L5 124H7V126L6 125H4ZM213 123V124H212ZM222 123H225V124H222ZM238 123V124H237ZM191 124H192V122H191ZM211 124V125H210ZM217 126H216V125ZM232 124L233 125H235V126H232ZM19 125V124H18ZM17 124H16V126L15 127H17L18 126ZM182 125V126H181ZM203 125V127H205ZM214 125V126H213ZM231 125V126H230ZM254 125V126H253ZM212 126L213 127H215V128H213V130H211L210 128H212ZM253 128H252V127ZM12 127V126H11ZM20 127V126H19ZM19 127H17V130L15 129V132L13 131V133L14 134H5L6 135V138H4V136L5 135H3L4 133H6V131L8 130V129H6L5 131H4V133H2V135H3V137H0V140H1V138H4V141L3 142H1V143H5V141L6 142H8V140L9 139H12V142H10V143H15L16 144V146H15V144H14V146L16 147H14V148H12V145L13 144H11V146H10V144H7V145H9L8 146V148L7 147H5V146H7L6 144L5 145H3L4 146V150H2V148H1V152H2V154H1V152H0V165H1V167H0V172H1V170H2V172L0 173V174H2V175H0V179L1 180H5V182L4 181H1L0 180V188H1V191H0V209H2L3 207H4V203L3 202H5L4 200H6L7 199V196H9V194H10V192L12 191V190H14L13 188H9V189H6V187L8 186L9 187V185H6V183L8 182V181H6V180H8L7 179V176L8 175H4V173L6 174L7 172H5V170H7V171H9L8 173H12V174H17L18 175V178H21L22 179V177H23V174H24V176H25V173H27V175L26 176H28L31 172H33V170L35 171L36 170V168H35V165H33L34 163H32V162H28V161H25V160H23V156H27V157H29V153L27 152H22L23 153V156H21L22 155V153H21V151H19V150H22L21 148L22 147H19L18 145V142H14L13 140H16V139H18V140H16V141H19V138H20V135L22 134V130H21V133H19L20 132V128ZM202 127V125L200 126V128ZM202 127V128H203ZM206 127H205V129H206ZM234 129H232V128ZM249 127H250V129H252V130H250V131H252V133L249 131ZM14 128V127H13ZM226 128H227V130H226ZM230 128V129H229ZM0 129H1V126H0ZM244 129V130H243ZM12 130V129H11ZM31 130H33V131H35L36 130V126H31ZM202 130V129H201ZM236 130L238 131V130H240V131H238L239 133H237L236 132ZM235 131V132H234ZM0 132H3V131H0ZM9 132H11V131H9ZM179 132V133H180ZM186 132H188V133H186ZM225 132V133H224ZM231 132H233L232 134L233 135H231ZM248 132H249V134H248ZM180 133V134H181ZM215 133V134H214ZM16 134H17V136H16ZM19 134V135H18ZM214 134V135H213ZM222 134V135H221ZM224 134V135H223ZM242 134H244V135H242ZM7 135H8V137H7ZM14 137H13V136ZM221 135V136H220ZM225 135H227V137L225 136ZM240 135V136H239ZM0 136H1V133H0ZM12 136V137H11ZM223 136V137H222ZM226 138H225V137ZM242 136V137H241ZM16 137V138H15ZM19 137V138H18ZM164 137V136H163ZM166 137V136H165ZM164 137V141H165V138ZM230 137V138H229ZM242 138V139H241ZM252 138H253V140H254V138H255V140L254 141H252ZM8 139V140H7ZM162 137H161V139L159 140L160 142H162ZM199 139V140H200ZM226 139H231V141H225ZM235 139H236V141H235ZM244 139V140H243ZM247 140V142H245L246 140ZM260 139V141H258ZM202 140H200V142L199 143H201V147H202ZM232 140H233V142H232ZM10 141V140H9ZM163 141V142H164ZM213 141H214V143H213ZM256 141V142H255ZM258 141V142H257ZM230 142H232V143H230ZM0 143V144H1ZM9 143V142H8ZM203 143V144H204ZM18 144V145H17ZM237 144H240V145H238V146H236ZM247 144V145H246ZM246 145V146H245ZM258 145V146H257ZM2 146V147H3ZM18 146V147H17ZM179 146H181V145H178V146H176V150L178 149V152H177V154L178 153H181V156H183V154H184V156L185 157H190V152H191V150H190V148H189V146L188 145H182L181 147H179ZM197 146H198V150H200V148L201 147H199V144H197ZM220 146V145H219ZM237 147V148H236ZM244 147V148H243ZM7 148V149H6ZM20 148V149H19ZM16 150L17 152H19V153H21L20 154V156H18L19 158H17V156L14 154V156H16V158L13 156V155H11L13 152H15L14 150ZM180 149V150H179ZM238 149V150H237ZM9 150V151H8ZM10 150H12V152L10 151ZM236 150V151H235ZM24 151V150H23ZM243 151V152H242ZM17 152H15L16 154H17ZM133 152V150L131 151V153ZM239 154H238V153ZM248 152V155H246V153ZM251 152V153H250ZM3 153H5V154H8V155H11V156H3L4 154ZM18 153V154H19ZM187 153V154H186ZM235 153H236V155H235ZM242 153V154H241ZM17 154V155H18ZM254 154V155H253ZM261 155V156H259V155ZM188 155V156H187ZM246 155V156H245ZM253 155V156H252ZM13 156V157H12ZM179 156H180V154H179ZM180 156V157H181ZM235 156V157H234ZM244 156H245V158H244ZM263 156V157H262ZM179 157V158H180ZM185 157H183V160L185 159ZM233 157V158H232ZM242 157H243V159H242ZM15 158V160H13ZM186 158V159H187ZM181 160H182V157L180 158ZM189 159V158H188ZM228 159V160H227ZM240 159V160H239ZM17 160V161H16ZM21 160V161H20ZM182 160V161H183ZM250 160V161H251ZM260 160V159H259ZM14 161V162H13ZM251 161V162H252ZM257 161H258V159H257ZM4 162V163H3ZM16 162L18 163V162H21V163H19V165L18 164H16ZM26 162L27 164H25L24 165V163ZM183 162H186V161H183ZM232 162H230V163H232ZM248 162V161H247ZM3 163V164H2ZM10 163V164H9ZM31 163V164H30ZM7 164H8V168H7ZM14 164V165H13ZM22 164V165H21ZM3 165V166H2ZM4 165H6V166H4ZM26 165L28 166V168L29 169H25V170H21L20 171V168H22V166L24 167V168H27L26 167ZM217 165V164H216ZM178 166L181 168L180 170L181 171H178L179 173H183V174H185L186 173V171H184V170H187V169H185L184 168V166H182V165H180V164H178ZM229 169L231 168V166H229V163L226 165ZM3 167H5L4 169H3ZM10 167V168H9ZM31 167V168H30ZM246 167V168H245ZM23 168V169H24ZM212 168L214 169V171H216V172H214V171H212V172H214V173H218V171H222V169H221V167H219V165H217V167L215 166V165H213L212 164ZM211 168V169H212ZM218 168H219V170H218ZM10 169H13L12 171H17L16 173L15 172H11V170ZM15 169V170H14ZM221 169V170H220ZM228 169V170H229ZM40 170H41V168H40ZM28 171V172H27ZM29 171H31V172H29ZM188 171H190V170H188ZM41 172V171H40ZM192 174L193 173H195V172H193V171H190ZM242 172H241V174L240 173H237V177H240V175L242 176ZM7 173V174H8ZM22 174V175H21ZM238 174H239V176H238ZM246 174V173H245ZM16 175V176H17ZM5 176V177H4ZM9 176H11V174H9ZM15 175H13V176H11V177H16ZM22 176V177H21ZM234 176H236V175H234ZM72 180L70 181V182H67V184H65V187L68 185V187H69V191H68V187H66V188H64L65 189V195H63L62 197H58V198H56V197H49L48 199L50 200V201H55V203H53V206L55 207V206H57L58 204L57 203H61V204H59L60 206H57L56 207V209L52 206V208H48V209H46V210H43V211H40V210H38L39 212H43L42 214H39V212L38 211H36V209L34 208V211H33V207L32 208H26V210H23V211H25V212H23L22 210L20 211L21 212V214H20V216H14V218H15V220H5V221H7V224H6V222H4V221H2L1 219H0V222L2 223V225L0 224V232H1V234H0V264H26L27 263V260H29V259H31V260H35V258L33 259L32 258V256H33V253H34V251L33 250H30V248L28 249L27 247H32V245H29V243L31 242V240H30V236L29 235H32V234H29V232H27L25 235L23 234L24 232H25V230H28V231H30L31 233H33L35 230H37V229H39L40 227H46V229H44V228H42V230L44 229V232H48L47 231V229L50 231L51 229L50 228H52V232H53V230H58V228H59V226L60 227H62L63 225V223L61 224V222L59 221L60 219L62 220V222H67L68 220H69V218H73V214H75L76 216L78 215V214H83L82 215V217L83 216H85L84 218H82L81 217V215L79 216L80 217V222L83 224V225H90V231L92 232L91 233V235H90V237L91 238H89L90 239V241H92V240H98L99 241V243L100 244H102V245H100V248L99 249H97V251L96 252H94V253H98V251L99 250H101V246H103L102 248H104L105 249V251L104 252H102V254H104V253H106V254H104V255H100V257H102V261L103 262H100V264H102V263H110L112 260H113V258L112 257H114V260H113V263L114 262H116V260L117 259H119V262H121V264H123L124 263V261L126 262V264H130V262H131V259H132V257L131 256H136V255H139L140 253H142V254H140V255H142V256H146L145 258H144V260H145V262H148V263H151L152 264V262L154 263V264H190L191 262H192V264H202L203 262L202 261H206L205 262V264L207 263V261H208V263H209V260H211V263L213 262V261H215V263L216 264H234L233 263V261H232V259H229L228 257L229 256H226L227 254V250L229 249H227V248H225L226 247V242L225 243H223V244H220L221 246H222V249H221V246H217V245H215V244H213V241H212V234L215 236V235H217V234H220V235H222L223 234V232H222V230L221 229H223L222 228V226L220 227V228H218V226H217V230L219 231V232H217V231H215L216 230V225H213V228H212V225L211 226H208L209 225V223L208 222H206V224H204V226H200V229H202L201 231H195L196 229H194V228H192L190 231H188V232H182L181 234H182V237L180 238V232H179V234H177L176 232L173 234L174 236H172V237H170L169 239H167L166 240V246L164 245L163 246V248H162V251L161 250H156V248L154 249L153 247H154V244L153 243H155V239H158L159 238V236L158 235H160V236H163V235H169V234H171L172 233V230L173 229H171V228H174L176 225H177V223L181 220V219H183L185 216H189V217H194V216H197V215H199V208H200V205H198V204H201V203H203V201H204V204H206L208 207H209V209H211V211H215L216 209H219V207H221V205L223 206V204H224V206H227L225 203H227V198L224 196V194H225V192H224V189L226 190V186H224L223 184L224 183H228L227 185H230V183L231 182H228V180H226V182H222V179H219L218 181L219 182H222V183H218V181H217V183H218V185H220V184H222L225 188L223 189H221L220 187H222V186H219V187H217V188H219V189H217L216 188V185L215 186H212V187H209L208 188V190L209 191H207L206 189L207 188H205V190L204 189H201V192L200 191H198L197 193H198V195L196 194V200H195V198H194V201L190 204L191 205V211L189 212V213H186V211H185V208L184 207H182V206H179V205H176V206H173L172 208H171V206L167 203V201H165V202H163L164 204L165 203H167V204H165V206L164 207H157L158 205H161L162 203H160V202H157V201H154V203L152 204V206L148 209V210H146L145 212H144V214H142L141 215V217L138 219V220H136L137 222H135V221H132V220H122V219H120L119 218V216L117 217L116 215L115 216H113L112 217V219L110 220V221H108V222H103L102 224L100 223H96V221L98 220V219H96V217H97V214H96V212H98V210H97V208H95L94 206H93V204H92V198H89V196L86 194V192L84 191L83 192V190H82V188L81 187H79L78 186V190L76 191V189L75 188H77V185L75 184V183H77L76 181V178H71ZM75 179V180H74ZM225 181V180H224ZM230 181V180H229ZM4 182V183H3ZM74 183V184H73ZM8 184V183H7ZM72 184H73V186H74V188H73V186H72ZM245 185L247 184V185H253V183L251 182V181H245V183H244ZM3 186V187H2ZM7 187V188H8ZM72 188V194H71V188ZM213 187H215V190L213 189ZM4 188H5V190H4ZM213 189V190H212ZM5 191V192H4ZM76 191V192H75ZM174 191V188H173V186H169L166 190H165V192H166V195L167 194H169L170 195V193H172ZM205 193H204V192ZM216 191V192H215ZM208 192H209V197L208 196H205L204 194H208ZM210 192H211V194H210ZM220 192V193H219ZM201 193V194H200ZM223 193V194H222ZM1 194H3V195H1ZM80 194V195H79ZM199 194H200V196H199ZM220 194V195H219ZM222 194V195H221ZM206 197V199H205V197ZM80 196V197H79ZM199 196V197H198ZM213 196H215V197H213ZM221 196V197H220ZM65 197V198H64ZM78 197V198H77ZM202 197V198H201ZM212 198V200H211V198ZM89 198V199H88ZM164 198H166V196L164 197ZM197 198H199V199H197ZM200 198L201 199H203V200H200ZM215 198V199H214ZM220 198V199H219ZM247 198H248V196H247ZM254 198H255V196H253V197H251V200L253 199L254 200ZM3 199V200H2ZM53 199V200H52ZM85 199H87V200H85ZM205 199V200H204ZM210 199V200H209ZM227 199V200H226ZM250 199V198H249ZM198 200H200V202H198ZM215 200V202H213L212 203V201H214ZM216 200H218V201H216ZM223 201V204H222V202H220V201ZM3 201V202H2ZM86 203H85V202ZM206 201H209L210 202V204H209V202H206ZM255 201V200H254ZM87 202H89V204L87 203ZM206 202V203H205ZM218 202H220L218 205V208H217V206H216V208H215V204L216 203H218ZM81 203V204H80ZM208 203V204H207ZM50 204L52 205V203L50 202ZM62 204H65V206H67V207H65V208H63V206H62ZM87 204V205H86ZM196 204V205H195ZM212 204H214L213 206H211ZM2 205H3V207H2ZM169 205V206H168ZM217 205V204H216ZM177 206L178 207H180V209L182 210H178V208H177ZM211 206V207H210ZM59 207V208H58ZM85 207H87V208H85ZM155 207V208H154ZM213 207V208H212ZM85 208V209H84ZM92 208H94L95 209V211H94V209H92ZM30 209H32V210H30ZM65 209V210H64ZM91 209V210H90ZM168 209V210H167ZM198 209V210H197ZM59 210V211H58ZM97 210V211H96ZM164 211V212H161V211ZM174 210V211H173ZM32 211V212H31ZM59 212V214H58V212ZM150 211H152L151 213L153 214H151V216H154L155 218L156 217H160V218H157V220H158V224H159V228L161 229V232L163 231V233H162V235H161V232H149V231H152V229H153V226L151 225V223H150V221H148V218H149V212ZM166 211V212H165ZM172 211V212H171ZM180 213H179V212ZM198 213H197V212ZM28 212V213H27ZM53 212V214H50V213H52ZM82 212H84V213H82ZM96 214H94V213ZM185 212V214L183 215L184 217H182V218H180V216L183 214ZM28 215H27V214ZM167 213V214H166ZM169 213H171V215H169ZM179 214L178 216H175L174 214ZM197 213V214H196ZM24 214H25V216H24ZM86 214H87V216H86ZM93 214V215H92ZM155 214V215H154ZM165 214V215H164ZM193 214H195L194 216H191V215H193ZM0 215H4V213H3V209L2 210H0ZM23 215V216H22ZM27 215V216H26ZM148 215V216H147ZM172 215H174V216H172ZM6 216V215H5ZM44 216V217H43ZM144 216V217H143ZM161 216H164L163 218L161 217ZM168 216H171V217H168ZM0 217H2V216H0ZM47 217V218H46ZM62 217H63V219H62ZM75 217V216H74ZM88 217V218H87ZM95 217V218H94ZM146 217H148V218H146ZM176 217H179L180 218V220H179V218H178V220H177V218ZM42 218H43V220H42ZM71 218V219H72ZM93 218H94V220H93ZM115 218V219H114ZM143 218V219H142ZM175 218H176V220H175ZM10 219V218H9ZM52 219V220H51ZM163 219V220H162ZM49 221V222H51V223H48L47 224V221ZM51 220V221H50ZM84 220H87L88 222L90 221V223H86L87 221H85V223H84ZM171 220H173V221H171ZM175 220V221H174ZM204 220V219H203ZM202 220V221H203ZM13 221V222H12ZM43 221H44V223H43ZM54 221V222H53ZM56 221H58V222H56ZM169 221H171V222H169ZM45 222H46V224H45ZM140 222V223H139ZM172 223V225H170L169 223ZM199 222H201V219H199ZM262 222H263V224H264V219L262 218ZM5 223V224H4ZM96 223V224H95ZM145 225H144V224ZM201 223H204V222H201ZM200 223V224H201ZM93 224V225H92ZM138 224V225H137ZM150 224V225H149ZM263 224L262 225H260V224H257L256 223V226L258 225V227H256L255 226V224H254V228H253V226H252V228H249L248 230L250 231V233L252 234L253 233V235H255V236H257L258 237V239L257 240H259V241H257L258 243H260V244H263V241H264V226H263ZM21 225V226H20ZM54 225H56L55 227H52V226H54ZM140 225H143V226H140ZM174 225V226H173ZM203 225V224H202ZM260 225V226H259ZM15 226V227H14ZM106 228H105V227ZM135 228H134V227ZM165 227V230L163 229L164 227ZM170 226H173V227H170ZM211 227V229H209V233H207L208 232V227ZM234 228H236L237 227V225L235 224V225H232ZM231 226V227H232ZM236 226V227H235ZM58 227V228H57ZM150 229H149V228ZM203 227H204V229H203ZM91 228H92V230H91ZM94 228V229H93ZM97 228H100V230H102V231H100V230H97ZM135 229L136 230V233L135 234H131L130 233V230L131 229ZM215 228V230H213ZM234 228H232L233 230H234ZM261 228V229H260ZM107 229V230H106ZM126 229V230H125ZM253 229V230H252ZM260 231H258V230ZM19 230V231H18ZM22 230V231H21ZM111 230H113L112 232H110ZM143 230H145V231H143ZM195 232H194V231ZM205 231V230H207V231H205V232H202V231ZM215 231L214 233H212L211 231ZM121 231H122V233H121ZM123 231H127V232H124L123 233ZM224 231V230H223ZM237 231V228H236V230H234L233 232H236ZM252 231V232H251ZM51 232V231H50ZM50 232H48V233H50ZM102 232V233H101ZM117 232V233H116ZM149 232V233H148ZM220 232H222V233H220ZM100 233V234H99ZM106 233V234H105ZM108 233L109 234H113L112 236H110V235H108ZM157 233V234H156ZM185 233V234H184ZM188 235H187V234ZM195 234V237H197L196 236V234L198 233V237H199V233H200V235L202 234V236H201V238L200 239H198V238H195L193 241H191V242H194L193 243V246L195 245V241H198V247H199V245H201L200 247L202 248V242L204 241V240H207V241H209L210 242V244H208V242L206 241V242H204L205 243V245L204 246H206V245H209L208 246V248H209V250H208V248L206 249V251H205V249H204V247H203V249L202 250H200V257H202V258H199L198 257V255L197 256H195L196 254H197V252H195L196 254L194 255V253H191V251H193L194 252V250H192V245H191V243L189 242L191 239H193L194 237H193V235ZM261 233H262V235H261ZM96 234V235H95ZM105 234V235H104ZM117 234V235H116ZM119 234V235H118ZM122 234V235H121ZM203 234H205L204 236H203ZM206 234H207V236H206ZM211 234V235H210ZM238 234H239V236H238ZM237 234V237L239 238V240H240V232ZM256 234H259V235H256ZM28 235V237H30V238H28V239H26V240H23V239H25V237ZM94 235V236H93ZM106 235H107V237H106ZM121 235V236H120ZM129 235V236H128ZM142 235V236H141ZM187 235V236H186ZM15 236V237H14ZM96 236V237H95ZM102 236H104L103 237V239H101L102 238ZM128 238V239H126V237ZM144 236V237H143ZM148 236H149V238H148ZM156 236L158 237V238H156ZM192 236V237H191ZM210 236H212V237H210ZM78 237V236H77ZM95 239H94V238ZM101 237V238H100ZM116 237V238H115ZM140 237V238H139ZM185 237H187V239L185 238ZM190 237H191V239H190ZM205 237H208L207 239H205L204 238V240H203V238ZM6 238V239H5ZM22 238V239H21ZM143 238V239H142ZM145 238V239H144ZM262 239L261 241L262 242H260V239ZM77 239L78 240H80L79 238H76V239H74V241L75 242H77ZM132 239V240H131ZM202 239V240H201ZM7 240V241H6ZM25 241V242H21L22 244H20V241ZM139 240V241H138ZM144 240H146V241H144ZM151 240H152V242H151ZM154 240V241H153ZM187 240V241H186ZM214 240V239H213ZM98 241H97V243H98ZM130 241V242H129ZM132 241V242H131ZM149 241L153 244V245H150L149 244ZM199 241H200V243H199ZM215 241H217V240H215ZM18 242H19V245L21 246L22 245V247H18ZM29 242V243H28ZM94 242V241H93ZM91 242L92 244H95L96 242ZM142 242V243H141ZM144 242V243H143ZM184 242V243H183ZM189 242V244H187V243ZM219 242V241H218ZM135 243V244H134ZM197 243V242H196ZM214 243H216V242H214ZM31 244V243H30ZM106 244H107V246H106ZM126 244V245H125ZM146 244H148L149 245V247H148V245L146 246ZM212 244H213V246L214 247H216V250H215V248L212 246ZM216 244H218V243H216ZM109 245V246H108ZM119 245V246H118ZM178 245V247H180V248H176V246ZM227 247H229L230 245H229V243H227ZM15 246V247H14ZM25 246H26V249H25ZM114 246V247H113ZM131 246H133V247H131ZM152 246V247H151ZM186 246H191L190 248H191V250L190 251H188L187 252V248H186ZM120 247H121V249H120ZM173 247H175V252H174V249H173ZM200 247H199V249H200ZM213 247V248H212ZM231 247V246H230ZM108 248V249H107ZM125 248V250H123L124 251V254L122 253L123 251H121L122 249H124ZM127 248V249H126ZM149 248V249H148ZM152 248V249H151ZM171 248L173 249V252H172V250H171ZM196 248V246H194V249ZM206 248V247H205ZM227 249V250H223V249ZM20 249H22L23 250V252H22V250H20ZM116 249V250H115ZM129 249V250H128ZM132 249V250H131ZM179 249L183 252H181V251H179ZM185 249H187V250H185ZM199 249H198V251H199ZM213 249V250H212ZM239 249V248H238ZM237 249V250H238ZM142 250V251H141ZM154 250H156V251H154ZM197 250V249H196ZM236 250V251H237ZM20 251V252H19ZM25 251V252H24ZM102 251V250H101ZM117 251H119V252H117ZM140 251V252H139ZM154 251V253H153V255H152V252ZM157 251H160V252H157ZM165 251H167V253L165 252ZM171 251V252H170ZM204 251V252H203ZM209 251V252H208ZM210 251H212V252H210ZM215 251H217V253H214ZM225 253H224V252ZM240 252H241V250H239ZM245 251V250H244ZM243 250H242V252H244ZM127 252V253H126ZM133 253L134 252V255L132 254V255H129V254H131V253ZM135 252L137 253L136 255H135ZM177 252V253H176ZM205 252H207V253H205ZM238 252V251H237ZM116 253H117V255H116ZM122 253V254H121ZM148 254V255H146V254ZM151 253V254H150ZM155 253H157V254H155ZM191 253V254H190ZM96 254H94V255H96ZM98 254H100V253H98ZM97 254V255H98ZM111 254V255H110ZM115 254V255H114ZM162 254H164V255H162ZM205 255V258H204V260H203V256ZM212 256V259H211V257H209L210 255ZM31 256V258H30V256ZM107 255V256H106ZM186 255H187V257H186ZM206 255H208V256H206ZM29 256V257H28ZM67 256V255H66ZM66 256H64V257H60L59 258V260L61 261L62 260V262L64 263V264H69L70 262H71V260L69 261L68 259H66ZM106 256V257H105ZM109 256V257H108ZM129 256V257H128ZM149 256V257H148ZM150 256H151V258L152 259H150ZM223 256H224V258H223ZM227 257V259H226V257ZM33 257H35V256H33ZM111 257V258H110ZM120 257V258H119ZM122 257V258H121ZM131 257V258H130ZM215 257V258H214ZM218 257H220V258H218ZM94 259H95V261H98V260H96V257H93ZM104 258H106V259H104ZM130 258V259H129ZM147 258H148V260H147ZM156 258V259H155ZM198 258V259H197ZM223 258V259H222ZM27 259V260H26ZM65 261H64V260ZM104 259V260H103ZM110 259H112L111 261H110ZM127 259V260H126ZM154 259V260H153ZM165 259V260H164ZM209 259V260H208ZM213 259H215V260H213ZM218 259V260H217ZM262 259H264V258H262ZM106 260V262H104ZM130 260V261H129ZM150 260V261H149ZM190 260V261H189ZM200 260H202V261H200ZM213 260V261H212ZM228 260V261H227ZM118 261V260H117ZM183 261V263H180V262H182ZM223 261V262H222ZM225 261V262H224ZM232 261V262H231ZM35 262H39V261H37V260H35ZM118 262V264H120ZM129 262V263H128ZM117 263V262H116ZM207 263V264H208ZM214 262H213V264H215ZM110 264H112V263H110ZM115 264V263H114ZM204 264V263H203Z\"/></svg>", "mask_w": 264, "mask_h": 264}, {"label": "crops", "instance_id": "3", "mask_svg": "<svg viewBox=\"0 0 264 264\" xmlns=\"http://www.w3.org/2000/svg\"><path fill=\"white\" fill-rule=\"evenodd\" d=\"M179 8H183V6L181 7V6H179ZM181 12H182V14L184 13V9H179Z\"/></svg>", "mask_w": 264, "mask_h": 264}]
</instances>
